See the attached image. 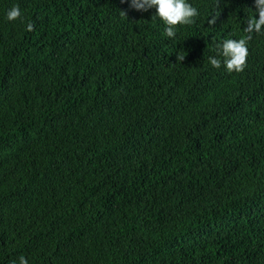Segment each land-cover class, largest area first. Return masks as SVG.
Wrapping results in <instances>:
<instances>
[{
  "label": "trees",
  "instance_id": "1",
  "mask_svg": "<svg viewBox=\"0 0 264 264\" xmlns=\"http://www.w3.org/2000/svg\"><path fill=\"white\" fill-rule=\"evenodd\" d=\"M188 2L169 38L131 0H0V264H264V34L243 72L216 50L255 0Z\"/></svg>",
  "mask_w": 264,
  "mask_h": 264
},
{
  "label": "clouds",
  "instance_id": "2",
  "mask_svg": "<svg viewBox=\"0 0 264 264\" xmlns=\"http://www.w3.org/2000/svg\"><path fill=\"white\" fill-rule=\"evenodd\" d=\"M219 5V0H217ZM130 6L136 11L147 12L149 9L155 8V15L166 25L164 34L173 38L176 35V28L178 25H190L195 22V18L199 16V11L188 0H131ZM256 12L258 19L255 16L248 18L244 32L246 37L237 39H225L222 45L217 46L218 56L223 58V65L226 70L231 72H243L247 66V57L249 50L248 42L252 39V34H264V0H255ZM124 15L126 13L123 12ZM22 17V13L18 5H14L7 12V19L15 21ZM216 17L209 20V24L216 23ZM34 25L29 23L27 30L32 31ZM185 56L177 55L176 60L184 61ZM210 64L219 69L222 65L221 59L217 57H209ZM19 264H28L25 257H20Z\"/></svg>",
  "mask_w": 264,
  "mask_h": 264
}]
</instances>
